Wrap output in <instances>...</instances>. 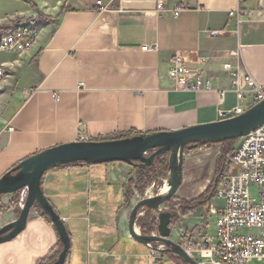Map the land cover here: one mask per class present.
<instances>
[{"label": "crops", "instance_id": "0c3cea01", "mask_svg": "<svg viewBox=\"0 0 264 264\" xmlns=\"http://www.w3.org/2000/svg\"><path fill=\"white\" fill-rule=\"evenodd\" d=\"M97 1L0 0V36L26 23L40 28L29 52L0 54L8 72L0 88V179L24 159L57 145L222 120L219 111L238 104L225 62L264 85V0H102L111 4L103 12ZM179 6L184 9L175 18L171 11ZM237 10L250 15L239 23L231 15ZM212 31L225 33L214 36ZM153 42L158 51L141 49ZM237 49L239 57L229 55ZM176 52L183 53L193 72L226 90L223 102L218 91L175 88L169 69ZM203 56L209 59L205 67ZM188 149L175 197L191 201L212 184L221 145ZM155 175L157 165L140 169L125 162L50 169L42 187L71 237L65 264H184L158 259L129 232L138 189L151 180L143 197L152 196ZM129 191L135 194L127 203ZM14 198L0 196V207H7L0 213V228L20 214L19 206L10 207ZM194 236L189 245L206 238ZM61 250L55 226L34 208L25 230L0 244V264H40Z\"/></svg>", "mask_w": 264, "mask_h": 264}, {"label": "water", "instance_id": "95a60500", "mask_svg": "<svg viewBox=\"0 0 264 264\" xmlns=\"http://www.w3.org/2000/svg\"><path fill=\"white\" fill-rule=\"evenodd\" d=\"M263 125L264 100L237 116L180 130L142 133L119 139L78 140L42 150L21 161L0 179V196L20 193L24 189L28 193L18 218L0 228V244L18 237L27 226L31 210L38 208L51 220L62 244L57 260L49 264H65L71 237L61 215L44 193V175L52 168L78 162L93 165L125 162L145 169L157 165L162 157L169 155V174L165 182L169 186L168 191L145 197L135 204L130 215L129 232L142 244L153 246L161 252H172L187 264H199L184 245L171 238L172 220L178 212L163 211V206L176 196L183 184L185 151L193 144H220L238 140ZM148 212H159L157 233L151 235L137 229L140 217ZM157 244L165 248L160 249Z\"/></svg>", "mask_w": 264, "mask_h": 264}, {"label": "built area", "instance_id": "2783aa9c", "mask_svg": "<svg viewBox=\"0 0 264 264\" xmlns=\"http://www.w3.org/2000/svg\"><path fill=\"white\" fill-rule=\"evenodd\" d=\"M99 11H108L111 4L97 1ZM163 4L158 5L162 9ZM183 6L172 10L177 18ZM240 23L248 12L237 10L232 12ZM225 31H212L214 36ZM40 36V28L32 23H26L0 36V54L6 52H29ZM157 42L147 43L143 51H158ZM239 57V49L229 53ZM209 59L201 57L200 63L205 67ZM223 69L230 74L232 91L236 94L238 104L232 108L221 109V119L242 114L247 109L264 100V85L249 73L225 62ZM8 76L3 63L0 62V88ZM169 78L176 89L188 92L218 91L223 102L226 90L218 89L213 82L201 72H193L187 65L181 52H176L171 60ZM85 88L80 83L79 90ZM245 103H242V102ZM10 131L13 127L8 128ZM27 189L20 192L19 206L22 208L27 199ZM215 194L223 200L219 209L212 206L215 216V229L197 245L184 247L199 264H264V125L251 133L239 138L237 145L229 155L228 166L221 178ZM154 251H159L153 246ZM163 249L162 245L157 246ZM161 252V251H160ZM199 254V257L196 255Z\"/></svg>", "mask_w": 264, "mask_h": 264}, {"label": "rangeland", "instance_id": "374dc122", "mask_svg": "<svg viewBox=\"0 0 264 264\" xmlns=\"http://www.w3.org/2000/svg\"><path fill=\"white\" fill-rule=\"evenodd\" d=\"M236 145H237V141H235L234 145L232 146L231 152L234 150ZM188 148H189L188 150L200 149V148H193V147H188ZM221 148H222V146H221ZM231 152H230V154H231ZM166 160L168 162L167 157H166ZM228 160H229V156H228ZM168 174H169V172H167V174L164 176H160V175L156 176L155 175V181H156L155 187L153 188V190L150 193V194H152V196H155L159 192H161V188L164 186L165 181L168 178ZM214 179H215V177H214ZM142 186H143V183H142ZM148 187L149 186H147L143 190L141 189L142 191H140L138 189V194H139L138 201L143 199L144 197H146V196L143 197V195H145ZM213 195H214V197L210 199L208 204L206 203L207 200L203 201L201 203L202 205H200L194 211L188 213L187 215H184L183 212L187 211L189 209V207H190L189 203L200 198L201 196H199L198 198H195L191 201L184 200V199H178L177 197H174L171 202H167L163 206V211H177L178 212V215L173 217V220H172V228L174 230V236H175V238L173 239L174 241H176L177 243H180L182 245H189L188 241H190L189 240V239H191L190 237L195 235L194 237L198 238L197 240H199V237L207 236L209 233L212 232V225L214 223L215 216L212 214L211 208H212V206H214L215 208L219 209L220 207H222V203H223L222 199L216 197L215 191H214ZM206 198L207 197H205V199ZM18 208L21 211L20 206ZM158 217H159V212H152V213H149L148 215L144 214L143 216H141L139 219L140 231L142 232V224H144V223L149 224V223H151L152 219H156L157 220L156 229L152 232V234L157 233V227H158V223H159ZM181 228L184 230L183 231L184 236H182V229ZM159 245L160 244H157V246H159ZM162 248H165V247H162ZM151 250H152V254L155 257H157L158 259L171 257L177 261H181L184 264H186L179 256L175 255L174 253L171 254L169 252H160V251H154L153 252V248H151ZM196 256L199 257V254ZM254 264H257V263H254Z\"/></svg>", "mask_w": 264, "mask_h": 264}, {"label": "trees", "instance_id": "16d2710c", "mask_svg": "<svg viewBox=\"0 0 264 264\" xmlns=\"http://www.w3.org/2000/svg\"><path fill=\"white\" fill-rule=\"evenodd\" d=\"M235 141H237V140H230V141H226L224 143H220L222 148H221V152H220V154L218 156V159H217V169H216L215 179L213 180V182L210 185V187L206 190V192H204L201 195L200 198H198V199H196V200H194V201L189 203L190 207H189V209L187 211L183 212L184 215H187L188 213L194 211L197 207L202 205L201 203L203 201L207 200L206 203L208 204L210 199L214 197V195H213L214 191L216 190V188H217V186H218L221 178L223 177L224 172H225V170H226V168L228 166V156H229V154L231 152L232 146L234 145ZM210 145H212V144L198 143V144H193L190 147H193V148H206V147H209ZM157 167H158V172H159L160 176H164V175L167 174V172H168V162H167V160H163V161L159 160V162L157 164ZM142 180L143 179L141 178L140 181L142 182ZM150 182H151V180L149 181V183ZM149 183L148 182L147 183H143V186L141 187V189L142 190L145 189L149 185ZM19 195H20V193H16L15 194V198L13 199L12 203L10 204V207L19 206ZM133 196H134V192L133 191H129L127 193V195H126L127 203H130V201L133 198ZM205 197H207V198L205 199ZM172 199H170L168 202H171ZM6 209H7V207H5V206L0 207V213L2 211L6 210ZM149 213H152V212H148V213H146V215H148ZM45 216H47V215H45ZM156 225H157V220L156 219H152L151 223H149V224H146V223L142 224V233L146 234V235H151L152 232L156 229ZM169 253L172 254V252H169ZM57 256H58V252L55 253L51 259L47 258V259L41 261L40 264H47L48 262H51L52 260H55L57 258Z\"/></svg>", "mask_w": 264, "mask_h": 264}, {"label": "bare ground", "instance_id": "6f19581e", "mask_svg": "<svg viewBox=\"0 0 264 264\" xmlns=\"http://www.w3.org/2000/svg\"><path fill=\"white\" fill-rule=\"evenodd\" d=\"M166 182V181H165ZM168 189H169V186H168V184L166 183L162 188H161V192L162 193H166L167 191H168Z\"/></svg>", "mask_w": 264, "mask_h": 264}, {"label": "flooded vegetation", "instance_id": "af4514ba", "mask_svg": "<svg viewBox=\"0 0 264 264\" xmlns=\"http://www.w3.org/2000/svg\"><path fill=\"white\" fill-rule=\"evenodd\" d=\"M168 156H169V155H167V156H165V157H167V158H168Z\"/></svg>", "mask_w": 264, "mask_h": 264}]
</instances>
